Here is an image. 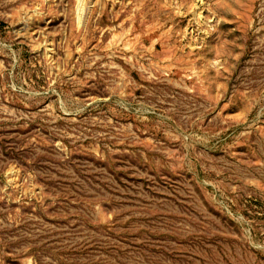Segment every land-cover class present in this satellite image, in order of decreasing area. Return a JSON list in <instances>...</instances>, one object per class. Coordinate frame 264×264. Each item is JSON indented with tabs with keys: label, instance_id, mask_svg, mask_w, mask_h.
Listing matches in <instances>:
<instances>
[{
	"label": "rangeland",
	"instance_id": "obj_1",
	"mask_svg": "<svg viewBox=\"0 0 264 264\" xmlns=\"http://www.w3.org/2000/svg\"><path fill=\"white\" fill-rule=\"evenodd\" d=\"M0 264H264V0H0Z\"/></svg>",
	"mask_w": 264,
	"mask_h": 264
}]
</instances>
